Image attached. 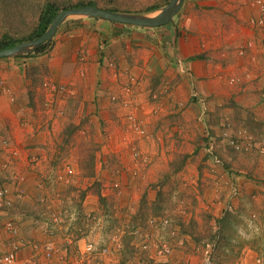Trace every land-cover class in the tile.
<instances>
[{"label": "rangeland", "instance_id": "374dc122", "mask_svg": "<svg viewBox=\"0 0 264 264\" xmlns=\"http://www.w3.org/2000/svg\"><path fill=\"white\" fill-rule=\"evenodd\" d=\"M45 1L0 0V39L8 35L28 40ZM113 1L119 8L135 12L166 4V0ZM97 22L105 21L72 17L60 27L49 48L29 55L37 61L27 70L33 78L32 88L40 92L38 127L48 138L46 146L52 141L48 161L59 168L47 173V208L52 210V206V215H60L61 220L64 215L67 235L101 242L116 225L126 230L122 250L112 260H101L102 264H169L178 248L187 254L183 264H203L208 250L214 264H264V133L259 138L243 128L255 140L239 137L242 149L226 147L214 128L229 115L226 107L208 108L203 115L191 83L190 87L186 83V99L181 98L180 105L165 100L174 89L171 82L181 78L180 74L187 79L173 58V45H168L170 51L155 40L143 45L145 37L133 32L145 29L119 33L110 27L105 31L107 27ZM129 44L131 50L125 51ZM49 63L63 64L67 76L57 67L51 69ZM90 70L105 75L98 81L94 74L85 83ZM248 72L232 76L229 85L257 81ZM77 82H81L80 90ZM93 93L99 94L100 101ZM170 109L180 110L183 119L175 117V123L168 117L170 122L165 121L163 113ZM172 111L169 116H174ZM164 122L169 127L167 135L179 123L186 136L165 137ZM208 131L219 134L214 152L219 161L206 150ZM92 154L95 176L89 177L83 175L81 163ZM179 160L182 168L173 170L171 163ZM232 173L243 175L245 182ZM96 179L102 182L106 200L100 201L93 190L81 198L80 190L92 186ZM107 214L112 216L105 218ZM6 216L4 223L12 217ZM164 219L169 222L163 224ZM176 228L178 234L173 236ZM156 240L173 245L166 263L154 258ZM145 241L150 247L142 250L140 244ZM69 255L78 258L77 244L69 249Z\"/></svg>", "mask_w": 264, "mask_h": 264}, {"label": "crops", "instance_id": "0c3cea01", "mask_svg": "<svg viewBox=\"0 0 264 264\" xmlns=\"http://www.w3.org/2000/svg\"><path fill=\"white\" fill-rule=\"evenodd\" d=\"M261 16L264 17V0L263 6L256 0H186L180 18L178 17L173 24L156 28L131 26L126 28L127 26L118 23V26L116 24L113 26L111 23L106 24L105 20L97 24L103 28L107 27L108 30L105 31L114 27L113 29L119 33L121 30L127 33L135 28L145 29L140 30L142 32H133L145 37L143 45L149 46L148 43L153 40L162 43L165 47L173 45V58L175 61L182 60L191 70V75H186V79L180 74L181 78L171 82L174 89L170 97L165 100L176 102L174 106L180 105L181 98L186 99L183 91L186 90L185 87H190L191 83L192 91L205 97L210 110L226 107L225 112L229 115L223 116L220 125H214L217 133L221 134L225 129L236 132L237 129L244 128L261 138L264 133V25L254 27L250 22L252 18ZM142 37L139 36L141 39ZM130 48H132L131 44L127 49L125 48V51L131 50ZM252 59H256V62L252 63L254 62ZM36 63V59L29 55L0 58V179H4L1 185L8 187L16 202L14 212L8 211L9 214L0 207V252L6 251L10 242L17 238L4 228V218L7 214L14 218L19 227L18 237L37 241L42 246L53 242L60 252H67L69 249L71 251L72 245L77 244L78 251L81 236L75 237L73 234L65 236L68 226L64 215L61 214L64 220L62 229H59L55 236L47 232V222L52 220V212H54L52 206L49 207L52 210L47 208L50 204L49 198L45 201V196L47 197L50 191L47 173L58 171L59 168L48 161V149L50 150L52 141L49 140L46 146L48 138L39 130L40 124L37 123L40 117L37 114L40 92L32 88L33 78L27 70ZM50 65L51 69L57 67L67 76L63 64ZM244 70L253 73L257 81L245 83L243 80L244 85H229L230 78ZM101 73L90 70L85 83L88 82L89 77H94V74L98 81L102 80L105 74L101 75ZM70 74L69 72L68 75ZM77 85L80 90L81 82H77ZM12 95L14 100L11 98ZM93 95L94 99L99 96L98 93ZM230 99L235 103L233 106L232 103L229 105ZM98 100L100 101L99 97ZM171 111L172 109L163 113L166 117L164 120L172 117L177 123L175 117L182 118L178 114L180 110H177V113L173 110L174 116H169ZM168 121L170 122V119ZM166 125L165 123L162 127ZM221 126L223 128H220ZM165 127L166 134L169 127ZM173 128L175 131L169 135H173L176 139L186 136V133L181 134V124L178 123ZM169 135L166 134L165 137ZM6 139L10 141L8 146ZM232 174L238 181L245 182L243 175ZM7 177L11 180H6ZM74 183L76 185L77 181ZM106 221L105 219V224ZM177 251L176 255L175 253L174 256L172 255L169 264H183L182 258L184 254L187 255L186 251L183 248H178ZM36 255L30 245H25L19 252L22 261L32 259L37 264L52 263L42 254Z\"/></svg>", "mask_w": 264, "mask_h": 264}, {"label": "built area", "instance_id": "2783aa9c", "mask_svg": "<svg viewBox=\"0 0 264 264\" xmlns=\"http://www.w3.org/2000/svg\"><path fill=\"white\" fill-rule=\"evenodd\" d=\"M256 2L263 6V0H256ZM254 27H263L264 25V17L261 16L259 18H252L250 21ZM178 68L182 73H186L187 75H191V70L187 68L182 60H178ZM232 81H236L235 78H232ZM194 97L198 98V101L200 102L201 106L203 107L202 109V114L205 115L206 110L208 109L206 100L205 98L203 99L201 96H199L198 93H195L193 91L192 94ZM12 100H14V96H11ZM202 115V116H203ZM203 119V117L201 118ZM228 126V125H226ZM229 130L225 129L221 133V136L223 139H225V144L234 147L236 149H242L244 147L239 140L240 138H245V139H251L255 140V137L253 135H248L246 134L247 131L239 130L238 133L235 134H229ZM208 136V143L206 150L208 153L213 154L216 149V139L217 136L210 134L209 131L207 133ZM219 136V135H218ZM249 143V142H248ZM247 143V147H249ZM251 144V143H249ZM261 150L264 153V144L261 145ZM214 159L216 161H219L218 156L214 155ZM71 173L72 170H69ZM114 186H119V183L117 182L114 184ZM14 201L13 195H11L10 190L8 188L5 189H0V207L4 206H10ZM106 216L105 218H107ZM111 217V216H110ZM62 220L60 219V215L55 214L49 222H47V232L51 236H55L59 229H62ZM168 219L163 220V224L168 223ZM4 228L8 230L13 236H16L17 238L10 242L9 247L6 251H1L0 252V264H37L35 260H28V261H22L19 257V252L20 250L25 246V245H30L33 250H35L37 255L42 254L44 258L49 262V264H55L54 262L57 261H62V264H73L72 261H74V264H91L92 262L96 264H102V261H105V259H110L112 260L113 257H115L119 251L122 250L123 248V237L125 233V229L122 226H115L111 232L105 237L104 235L101 237V242L99 241H93V240H86L81 236L80 244L78 246V258L73 260V258L70 257L69 251L67 252H60L59 248H56L54 246L53 242H50L44 246L40 245L37 241H32V240H27L23 237H18L19 233V227L15 220L10 217L9 220H7L4 223ZM106 230V228H103ZM176 229H173L172 234L173 236H177L178 232ZM67 235V232L65 233V236ZM154 250V258L156 259L157 262L160 263H166L169 260L170 255L173 252V245L170 241H161V240H156L154 241L153 245ZM150 247L149 242L145 241L142 244H140V248L142 250L149 249ZM36 255V256H37ZM35 257V255L33 256ZM98 259V261H96ZM58 263V264H61ZM203 264H214L213 260V254L211 250H208V253L206 254L204 258Z\"/></svg>", "mask_w": 264, "mask_h": 264}, {"label": "water", "instance_id": "95a60500", "mask_svg": "<svg viewBox=\"0 0 264 264\" xmlns=\"http://www.w3.org/2000/svg\"><path fill=\"white\" fill-rule=\"evenodd\" d=\"M186 0H169L165 5L147 11L109 10L97 5H82L60 9L47 30L37 37L0 49V58L30 55L48 42H52L60 27L72 17L99 18L126 26L156 28L173 24L185 6Z\"/></svg>", "mask_w": 264, "mask_h": 264}, {"label": "trees", "instance_id": "16d2710c", "mask_svg": "<svg viewBox=\"0 0 264 264\" xmlns=\"http://www.w3.org/2000/svg\"><path fill=\"white\" fill-rule=\"evenodd\" d=\"M168 1L169 0H166V3ZM87 4L88 5L89 4L90 5H97L99 7L109 9V10L132 11L130 9L119 8V4L114 2L113 0H111V1L105 0L101 3H99L97 0H77L76 2H73V0H46L41 7L39 20H38L37 26L33 32V35L28 39H31L33 37H37V36L41 35L42 33H44L47 30V28L49 27L52 19L54 18V16L57 14V12L60 9L70 8V7H75V6H82V5H87ZM158 8H159V5L150 6V7H147V10L149 11V10H154V9H158ZM97 19H99V18H97ZM107 22L117 24V23L110 22V21H107ZM131 27H133V26H131ZM24 40H26V39H15V38H12L8 35H5L2 39H0V49L10 47V46H12L18 42L24 41ZM51 44H52V42H48V43L44 44L43 46L38 48L34 53H32L30 55L44 52L47 48H49L51 46ZM87 160H88L87 162H85L83 164L81 163V166L83 169V175H86L89 177H94L95 176V173H94V160H95V158H94L93 154ZM182 165L183 164L180 163V160L177 162L171 163V166H173V170H176V171H179L182 168ZM3 180H4L3 178L0 179V189L8 188L7 186L1 185ZM6 180L10 181L11 178L9 179V177H7ZM102 187H103L102 182L96 179L95 182L92 184V186H90L89 188H85L83 190H80L81 191V198L84 199L86 197L87 193L90 190H93L99 196L100 201H105L106 195L102 193V189H103ZM15 206H16V202L14 199L13 203L10 206H4V207H1V209L5 210V212H7V213H8V211L14 212ZM106 216L110 217V216H112V214H107Z\"/></svg>", "mask_w": 264, "mask_h": 264}]
</instances>
